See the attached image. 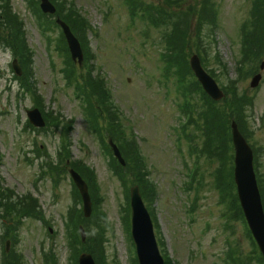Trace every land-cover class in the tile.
Segmentation results:
<instances>
[{"label": "rangeland", "instance_id": "1", "mask_svg": "<svg viewBox=\"0 0 264 264\" xmlns=\"http://www.w3.org/2000/svg\"><path fill=\"white\" fill-rule=\"evenodd\" d=\"M33 1L12 0L14 13L25 23L23 38L29 51L35 53L33 63L24 69L21 78L14 74L12 53L0 48V186L6 191V187L14 190L22 199H32L33 206L32 216L20 223L0 217V264L9 243L8 257L20 255L24 264H77L79 255L92 248L101 264H135L125 223L124 187L110 170L111 157L104 152L100 138L90 130L81 101L67 86L62 70L65 58L56 48L61 42L60 32L55 30L49 38L42 34L31 12L37 10ZM69 1L93 27L86 33L85 42L96 54V73L106 79L113 93L126 138L133 145L130 137L134 131L141 151L138 156L145 157L152 172L148 181L156 184L158 199L149 207L169 257L176 264H225L232 246L242 254L244 263L261 264L244 220L223 217L224 210L213 186L216 164L202 159L200 175L192 182L194 191L185 190L192 180L195 162L188 156V144L179 141L178 129L187 120L178 109L180 97L175 94L174 85L168 84V88L162 77L161 49L155 44L162 34L140 20H132L123 0H59L66 13L71 10ZM151 1L166 9L175 10L177 6L172 1L165 6L166 0H161L162 4L159 0H142V5ZM211 1L219 8L216 22L210 21L208 12H200L201 6L209 9L205 0L180 2L181 9L189 13L185 26L188 28L189 24L192 32L187 53L207 49L209 55L204 64L219 86L232 97L253 99V107L243 112L242 124L255 149L264 194V70H260L264 49L259 51L255 65L263 80L255 89L250 86L249 71L253 67L242 54L241 27L250 18L252 3ZM198 24L201 30L194 37ZM70 71L71 68L67 70ZM35 106L46 111L43 114L49 121L42 133L28 124L27 111ZM69 119H75L74 130ZM233 121L238 123L235 117ZM55 126L65 127L63 136L66 143L72 142L74 161H83L97 174L100 187L93 181L91 196L96 205L95 217L105 215L108 228L103 249L93 242L85 250L80 237L70 241L78 222H82L83 208L75 201L64 165L57 167L54 183L48 177L50 165L59 163V149L66 150ZM221 180L226 184L223 168ZM127 181L133 179L128 177ZM200 181L196 202L195 187H200ZM226 206L232 209V201L228 200ZM85 229L89 237L90 225Z\"/></svg>", "mask_w": 264, "mask_h": 264}, {"label": "trees", "instance_id": "2", "mask_svg": "<svg viewBox=\"0 0 264 264\" xmlns=\"http://www.w3.org/2000/svg\"><path fill=\"white\" fill-rule=\"evenodd\" d=\"M254 1L255 4L252 11V21L250 24L244 25V55L246 57L251 56V60L256 61V58H258L259 56V51L261 52V48L264 44V0H257V2L256 0ZM205 3L206 6L209 7V9L206 10L205 8H203V12H208L210 17L212 18L210 21L216 22L218 10L216 9L214 4H209L208 0H205ZM55 4L57 5L58 13L61 15L62 19L70 25L72 31L78 38L81 39V42L84 44L86 33L90 29L87 21L85 20V22L83 20L75 7H71L70 12L66 13V10L63 9V7L59 4V0H55ZM134 10L135 8L131 7V11ZM39 15L42 16L43 14L40 13ZM188 17L189 13H180V9H178L176 13L172 14L165 13L157 16L147 15L143 17V19L145 20H148L150 22L153 21L154 25L170 27V31H166L164 35L167 46L164 60L168 62L169 65L177 64L179 67L188 68L185 47L190 44L189 38L192 33L191 30L189 31L190 25L188 24V28L185 26V24L187 25ZM79 18L82 19L80 20ZM22 25L23 23L20 22L18 17L12 12L10 0H0V46L10 47L14 51L15 56L19 59L22 66L26 69V67L32 64V60L31 53L28 50L26 44V40L23 38ZM250 25L252 26V30L248 32L247 27H249ZM51 26L53 29L55 27H58L52 18ZM49 28L50 25L48 26V29ZM200 30L201 29L199 28L198 24L197 33L198 31L200 33ZM252 35L254 36V38L250 39L249 36ZM68 66L69 68H71V71L66 74V78L67 80H69L70 85L75 86L76 84V89L82 96L86 97L92 103H99L100 107L101 103L104 104V111H109L110 102L107 96V91L102 85V81L93 78L92 75L89 74L88 77H80L84 82V84L82 85L79 83L80 80L76 73L74 64L72 65L71 63H68ZM193 86L194 92L196 94H203L205 96L200 85L197 82H193ZM29 87L31 90H33L32 83L29 84ZM208 103L211 104L212 102ZM92 106L93 108L95 107L94 104H92ZM223 107L224 108L216 106L210 107V110L205 115L204 126L202 125L198 127L196 125L198 131L204 133V149H202V151L201 149L197 150L199 151V153H202V155L207 154L206 156L210 160L217 161L219 163V169L216 173L217 188L221 190L227 197L230 195L232 206L238 208L237 196L235 195V183L233 179V147L231 141V123L233 118L235 117L238 121V125L242 133L246 138H248L244 132L242 119L244 113L247 111L246 109L248 107H253V99H238L236 96H234L230 101H227L226 105L224 103ZM68 157V154L66 156L64 155L65 161ZM76 163V169L80 171L84 176L91 179L93 175L92 172L80 162ZM222 168L224 169V172L226 174V184H224L221 180ZM142 193L145 200H153V188L143 186ZM30 200L28 198L16 199L13 191L3 190L0 186V217L6 219L11 223L15 221L18 223L22 222L24 218H27V216H32L33 214V206ZM128 214H130L129 211ZM81 220L82 222L80 223L79 221L78 226L75 228L73 238L70 240L71 243L72 241L76 240V238L80 237V226L84 225L85 227H87V225L89 224L91 231L87 242L84 245L82 244L83 247L85 248V250H88L92 247L93 242H95L97 248L103 249V238L106 235L105 229H107V225L102 222V217L99 216V218L95 217L90 220H85L84 217L81 216ZM128 220H130L129 216ZM6 229L9 230V227L6 226ZM161 244L164 245L163 242ZM89 252L94 255L97 263L101 264L98 261L93 248L90 249ZM135 262L137 263L136 258ZM2 264H24V262L21 256L12 257L10 259L8 255H5L2 260Z\"/></svg>", "mask_w": 264, "mask_h": 264}, {"label": "water", "instance_id": "3", "mask_svg": "<svg viewBox=\"0 0 264 264\" xmlns=\"http://www.w3.org/2000/svg\"><path fill=\"white\" fill-rule=\"evenodd\" d=\"M41 8L46 13H55V8L49 0H41ZM58 22L65 32L73 59L77 60L78 58L81 63L83 61V54L78 40L72 35L70 28L67 25L61 21ZM191 65L205 90L216 100L223 98V92L220 91L215 81L203 70L201 62L197 56L192 58ZM16 69L17 73L21 75L20 70H18L17 67ZM260 79L261 76H257L253 80L252 86L256 87L259 84ZM28 116L32 124L35 126H45V121L39 110L28 112ZM233 142L236 149L235 179L238 185L239 197L252 233L264 254V210L253 168V152L235 123L233 124ZM114 149L115 155L120 162L125 164L116 146H114ZM71 173L83 195L85 215L86 217H90L92 203L88 187L76 172L71 171ZM132 210V232L137 248L139 264H164L159 252L150 214L145 207L138 187L132 189ZM81 233L85 240L86 235L83 228H81ZM79 263L96 264L93 257L87 253L80 256Z\"/></svg>", "mask_w": 264, "mask_h": 264}]
</instances>
